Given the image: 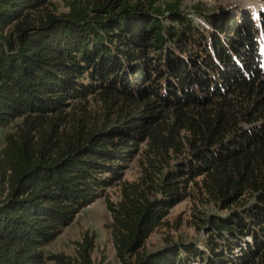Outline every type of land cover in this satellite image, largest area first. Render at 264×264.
Here are the masks:
<instances>
[{"label": "trees", "instance_id": "1", "mask_svg": "<svg viewBox=\"0 0 264 264\" xmlns=\"http://www.w3.org/2000/svg\"><path fill=\"white\" fill-rule=\"evenodd\" d=\"M0 0V264H94L43 248L103 198L121 264H264V16L179 2ZM99 103L98 110L89 102ZM145 144L138 181L124 164ZM120 187L112 202L106 189ZM201 195L202 244L146 241ZM235 250L239 254H235Z\"/></svg>", "mask_w": 264, "mask_h": 264}, {"label": "rangeland", "instance_id": "2", "mask_svg": "<svg viewBox=\"0 0 264 264\" xmlns=\"http://www.w3.org/2000/svg\"><path fill=\"white\" fill-rule=\"evenodd\" d=\"M68 1L50 0L57 13L68 11L66 7ZM171 2H179L181 11L188 14L196 26L206 31L210 29L204 20L205 15L237 19L247 15L256 23H260L264 16V0H158L157 4L164 5ZM261 36L260 40L263 41L264 35ZM89 108L98 110L99 103L91 100ZM12 130V125L0 129V146L3 145L4 135ZM146 148L145 144L140 145L139 153L134 159L124 164L122 181L131 183L138 181L142 176ZM106 194L112 202L116 203L120 200V187L114 185L107 188ZM2 197L0 193V199ZM226 215V212L217 210L201 195L189 196L169 210L164 224L146 241L145 249L150 253L161 250L168 244H202L205 238V233L202 231L205 221L212 216L225 217ZM111 221L104 199L100 198L82 209L72 224L65 228L52 243L43 248V253L46 256L62 253L68 257H77L80 251L79 244L84 237L88 236L94 239L91 253L94 264H121L116 258L112 243Z\"/></svg>", "mask_w": 264, "mask_h": 264}, {"label": "built area", "instance_id": "3", "mask_svg": "<svg viewBox=\"0 0 264 264\" xmlns=\"http://www.w3.org/2000/svg\"><path fill=\"white\" fill-rule=\"evenodd\" d=\"M235 254H239V251L238 250H235Z\"/></svg>", "mask_w": 264, "mask_h": 264}]
</instances>
